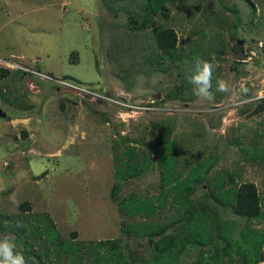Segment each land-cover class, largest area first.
Segmentation results:
<instances>
[{
    "label": "rangeland",
    "instance_id": "374dc122",
    "mask_svg": "<svg viewBox=\"0 0 264 264\" xmlns=\"http://www.w3.org/2000/svg\"><path fill=\"white\" fill-rule=\"evenodd\" d=\"M143 1L0 0V66L28 65L34 73L22 78L23 70L16 69L12 89L7 80L0 83L9 98L6 101L0 93V104L13 118L0 117V222L8 217L0 239L7 236L13 241L14 251L24 256L26 264L42 262L25 249L26 235L15 237L11 228L20 223L31 235L40 226L46 233L60 232L59 251L49 242L46 264H94L98 242L126 237L127 230L134 233L129 244L134 255L142 257L138 263L155 258L148 247L150 229L162 228L183 211L173 200L177 191L170 185L176 181L160 186L158 167L152 176L126 181L125 171L117 165L126 167L122 157L130 145L140 156L152 153L157 162L159 155L151 147L159 143L157 137L167 123L177 140L172 138L170 144H182L186 152L178 150L177 169L171 161L162 163V172L191 177L197 161L203 162L199 175L209 164L207 182L198 185L191 198L202 195L199 188H215L217 180L231 187L252 181L260 190L264 210V111L250 115L264 102V0H253L256 11L246 0H169V17L159 13L155 19L177 30L184 52L193 48L198 57L210 54L206 61L215 68L213 99L198 98L191 84L186 99H171L161 107L180 83L178 73L190 76L194 63L185 58L181 68L164 72L153 57L145 61V54L161 50L150 26L137 30L128 20ZM217 79L229 85L221 99ZM89 89H104L131 106L101 102L90 97ZM15 93L25 95L15 100L19 104L13 101ZM23 100L32 109L18 107ZM141 105L145 108L137 107ZM128 137L131 140L125 141ZM118 175L122 176L119 200L113 201ZM26 201L31 210L22 209ZM214 216L202 217L208 237L214 242L213 237L222 234V245L230 240L234 252L245 238L249 241L256 231H264V217L247 219L222 206ZM195 219L199 221V216ZM226 219L232 223L229 228L223 224ZM217 222L224 226L223 233L213 234ZM180 227L166 231L181 233L180 243L187 245L175 264L190 262L200 251V244L188 241L187 229ZM31 248L45 252L43 241L39 245L33 240ZM73 248L78 249L75 255Z\"/></svg>",
    "mask_w": 264,
    "mask_h": 264
},
{
    "label": "trees",
    "instance_id": "16d2710c",
    "mask_svg": "<svg viewBox=\"0 0 264 264\" xmlns=\"http://www.w3.org/2000/svg\"><path fill=\"white\" fill-rule=\"evenodd\" d=\"M246 1L256 11L257 8L255 2L253 0ZM168 2L169 0H144L142 2L143 4L139 8V11H137L136 16L130 14V19H128L129 22L133 24L134 29L141 30L149 26L152 28L153 32L155 33L156 46L158 49L161 50V53L156 52L153 56L152 54H145L143 58L146 62H148L151 57H153L155 59L154 61L160 63V69L164 72H168L174 66L181 68V63L185 58H188L194 63L195 58L198 57V53L195 49L192 48L190 49V51L184 52V49L178 46L179 37L178 32L175 28L169 26L165 27L157 23L155 19V16L157 14L162 13V16H164L165 18L169 17ZM139 19H141V21ZM204 53L200 54L199 58H201L202 60H210V54L204 55ZM237 65V61H235V70L239 69ZM11 68L15 69H10L9 67H5L4 65L0 66V83L4 80H7L10 83L7 86L9 89H12L13 79L16 78L14 75V71L16 69L23 70L19 73L22 78L29 74H34L31 67L28 65H22V67ZM33 68H36L38 71L42 70L37 66H34ZM186 76L187 74H184L183 72L178 73L180 83H175V88L170 91V93L167 94V96L162 100L159 105L160 107L165 106L166 102L171 99H186L185 92L191 85L190 83L185 82ZM5 90H7V88H5ZM0 93L6 101L9 100L7 92H4V90L2 89L0 90ZM16 94L18 93H15V95L13 96V101L19 104L20 101L15 100H19L18 98H20L21 96H23L22 98L25 99V95L19 96ZM221 95H223L222 92L217 95V99H221ZM99 100L101 102L105 101L104 98H100ZM22 102L23 103H21V105L18 107L21 108L24 105V107H22L21 109H32V106L28 105L27 100H23ZM61 106L64 107V104H62ZM141 106L143 107V105ZM25 114L26 113H24L23 115ZM17 115L19 114H16L15 116ZM105 115L106 114H103L101 112V116L105 117ZM7 116L8 118H10V120L13 119L12 115ZM162 128V133L158 135L156 140V142L158 141L159 143L156 146H154L153 143V146L151 147V149L153 150L151 152H153L156 156L159 155V158H157V162H155L154 155H152V153H145L140 156V153L134 145H130L126 148V150L124 151L126 155L122 157L123 160L122 158L117 160V163L122 160L123 164L126 166L125 168H122L117 165V169L125 171L123 179L126 181H129L132 178H138L144 174H149L150 176H152L155 173V167L159 168L160 183L158 184L160 186H164L167 184L170 185L172 179L176 181L175 184L170 185L177 191L175 195L178 198L176 199V197L174 196L173 200H175L177 204H179L180 209H183V211L180 212L178 216L172 218L169 224L162 226V228L150 229L148 247L151 246V255L154 253L153 251H155V258L152 255V258L148 259L143 264L176 263L178 257L187 249V245H185L184 243H180L182 242L180 240L184 238V236H180L181 233L166 234L168 227H174L176 225H181V229H187L184 234L187 233L186 238L188 239V241H192L194 244H200V247H198L200 248V251L196 258L185 264H260L261 262H263L264 231H256V233L249 241H247V239L245 238L243 240V243H240L238 246H236V250L234 252V244L230 240L224 241L225 244L222 245L221 240H224V236L222 234H216V238L213 237V242L211 238L208 237L210 235H207V230L205 229L202 223V221H204V219H202L203 216L208 219L212 218V216L214 215H218L219 208L221 206L222 208H230L236 216L244 217L247 219L263 218V198L260 194V190L257 184L252 181H245L238 186L231 187L225 185L224 180H217L215 188L210 191L203 190V188H199V191L202 192V195L197 196V194H195V196L191 198L190 193L196 192V190H198V185L203 182H207L210 173V165L208 164V166L205 167L204 173L202 175H199L198 169L203 162L197 161L195 167L192 170L193 175L191 177L186 175L185 178H183L181 174H176L172 171L171 172L174 174H172L173 176H171V174H169L168 176L166 172H162V163H165L167 165L171 161L173 162V164H175L174 169H177L176 164L178 163L180 156L178 150L182 148V144H179L177 146L175 144H170L172 138H174L175 141L177 140L176 137L171 136L172 131L168 130V123L165 127ZM171 128L172 124H170L169 129ZM23 134L26 135L27 131H24ZM118 134L120 135V133ZM124 140V138L121 139V141ZM130 140L131 139L128 137L125 141ZM116 143L117 142H115V144ZM182 149L183 151L181 152L185 153V149ZM124 157L126 158L124 159ZM210 161L211 160H208L207 162L209 163ZM187 169L188 166L184 168V171H186ZM43 175H45V172L42 173L41 176ZM121 178L122 176H119L117 182L112 187L111 195L113 196V201L119 200L118 195L120 191ZM180 191L181 193L179 194ZM170 194L171 193L164 196L165 199L169 198ZM208 198H213L216 202L209 201L210 199L208 200ZM159 199H161V197H159ZM22 206V209H24L25 211L31 210V204L28 201L24 202ZM152 209L154 210V207H152ZM152 211L148 212L147 214L152 213ZM197 215L199 216V221L195 219ZM7 218L8 217H5L3 220H1L0 229L4 225H7V223H5ZM47 218H49V216L44 217L43 219ZM39 219V221L43 220L42 217ZM220 219L221 218L218 219L219 222ZM197 222L198 224L195 225ZM223 224H226V228L232 226V223H230L228 219L224 220ZM126 228H128L127 225ZM11 229L15 232V237L20 238L24 235L27 236L25 249H27V251L29 250L28 252L30 254L32 253L36 255L40 259L42 264H46V261H44V257L50 252L48 245L49 242L53 244L52 247H54L57 252L59 251L58 248L61 246L59 241L61 234L59 231H55L56 235H54L55 233H46V230H44L45 228L43 229V226H40L39 228L36 227V230L33 231L35 232V235H31L30 233L27 234L25 232L27 230V226L21 228V223L19 224V226H14ZM222 229H224V226L222 227L217 222L213 234L223 233V231H220ZM127 233L128 234H126V237H116L106 240L102 239L101 241H99L96 247V250H98V255L92 258V262L94 264H139L138 261L142 259V257L135 256L134 250L130 248L129 244V239L134 233H131L130 230H127ZM75 235L76 233H73V236ZM151 239L153 240V244L150 245ZM33 240H35V243L39 242V245H41L43 241V244H45V252L43 253L44 256L43 254H40L37 250H32L31 245ZM102 249H104V251H102ZM77 251L78 249H72V253L74 255L77 253ZM190 254H192V252Z\"/></svg>",
    "mask_w": 264,
    "mask_h": 264
},
{
    "label": "clouds",
    "instance_id": "9594fccd",
    "mask_svg": "<svg viewBox=\"0 0 264 264\" xmlns=\"http://www.w3.org/2000/svg\"><path fill=\"white\" fill-rule=\"evenodd\" d=\"M214 71L215 68L212 63L206 60H202L199 57L195 58L194 71L190 76H187L186 78L188 79V82L194 86V95H196L198 98L207 100L213 99L212 88ZM99 91L107 97L115 98L113 97V94L105 91L104 89H101ZM216 91L227 92L229 91V85L225 81L217 79ZM143 108H145V106H143ZM14 249L15 243L11 241L7 236L0 239V264H26L24 256L20 253H16Z\"/></svg>",
    "mask_w": 264,
    "mask_h": 264
},
{
    "label": "built area",
    "instance_id": "2783aa9c",
    "mask_svg": "<svg viewBox=\"0 0 264 264\" xmlns=\"http://www.w3.org/2000/svg\"><path fill=\"white\" fill-rule=\"evenodd\" d=\"M8 66H10V65L8 64ZM35 73H38V72L35 71ZM38 74H40L41 76H43L45 78L48 77L46 74H43V73H38ZM75 87H77V86H75ZM88 92H89L90 97L104 98L105 100H109L111 103L116 104V105L120 106L121 108L129 109V106H131L129 103L123 102L124 99L107 97L106 95L102 94L99 90L89 89ZM137 107L143 108L141 106H137Z\"/></svg>",
    "mask_w": 264,
    "mask_h": 264
},
{
    "label": "water",
    "instance_id": "95a60500",
    "mask_svg": "<svg viewBox=\"0 0 264 264\" xmlns=\"http://www.w3.org/2000/svg\"><path fill=\"white\" fill-rule=\"evenodd\" d=\"M242 42H243L242 40L239 41V43H242ZM263 111H264V102H261L250 113V115H256V114L261 113ZM7 115H8L7 111L0 105V117H7ZM151 244H152V241H151Z\"/></svg>",
    "mask_w": 264,
    "mask_h": 264
},
{
    "label": "flooded vegetation",
    "instance_id": "af4514ba",
    "mask_svg": "<svg viewBox=\"0 0 264 264\" xmlns=\"http://www.w3.org/2000/svg\"><path fill=\"white\" fill-rule=\"evenodd\" d=\"M246 103V102H245Z\"/></svg>",
    "mask_w": 264,
    "mask_h": 264
}]
</instances>
